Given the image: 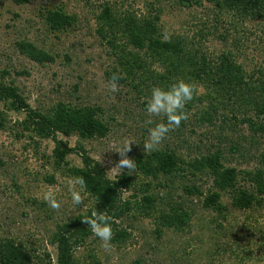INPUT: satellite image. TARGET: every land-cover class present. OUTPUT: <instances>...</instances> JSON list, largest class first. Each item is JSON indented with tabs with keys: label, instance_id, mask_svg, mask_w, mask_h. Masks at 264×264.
<instances>
[{
	"label": "rangeland",
	"instance_id": "1",
	"mask_svg": "<svg viewBox=\"0 0 264 264\" xmlns=\"http://www.w3.org/2000/svg\"><path fill=\"white\" fill-rule=\"evenodd\" d=\"M181 1L32 0L17 6L12 0H0V82L16 88L34 111L45 116H52L62 104L101 109L100 120L109 130L104 138L59 139L71 149L80 147L87 152L108 179L116 180L124 173L133 177L138 192L129 191L125 199L135 197L134 206L142 202L144 186L150 182L157 185L161 177L147 178L127 168L119 174L108 172L122 159L116 151L125 139L136 143L126 158L134 161L139 154L145 157L148 127L166 122L162 116L149 117L145 104L153 87H168L158 79L167 75L177 57L167 58L149 46L136 49L122 23L126 19L140 26L145 21L153 22L156 32L152 36L150 30L147 37L162 43L186 40L188 50L198 49L212 63L222 54H230L246 77L257 79L256 72L264 75L263 20L250 17L236 21L228 11L206 0L192 8L184 7ZM107 7L111 20L105 16ZM55 8L76 18L72 28L51 30L44 16ZM155 17L160 18L156 21ZM23 42L49 53L55 62L38 65L22 56L17 45ZM187 68L188 74L193 66L189 63ZM114 73L124 79L117 83L115 92L110 85ZM188 77L183 80L195 85V95H205L202 84ZM190 104L184 109L188 119L170 130L159 147L177 150L185 161L222 150L231 168L246 171L256 166V157L264 151V137L254 138L248 127L232 124L234 120L223 123L222 113L229 118L232 114L221 104L212 121L205 123L201 112L207 111L209 102L203 106ZM26 117L12 110L9 102L0 103V243L11 241L31 251L41 264H57V249L51 243L57 226L85 214L94 201L83 189V204H72L69 183L75 178L70 170L83 167L80 154L74 153L67 157V164L56 166L55 143L25 132L21 123ZM149 118L153 120L151 126L145 123ZM233 148L239 152L233 153ZM186 177L177 181L179 191L171 194L174 200L187 202L193 214L186 228L163 229L158 234L159 216L148 218L145 211L142 215L137 210L117 223L118 232L127 233L128 240H112L111 248L105 249L93 235L77 248L78 264H264V204L238 211L231 206V195L223 193L221 202L229 211L204 210L203 199L189 198L182 187L195 185L206 192L211 181L194 178L191 172ZM243 185L241 181L239 186ZM75 187L80 190L79 185ZM49 193L61 202L59 209L49 207L45 200Z\"/></svg>",
	"mask_w": 264,
	"mask_h": 264
},
{
	"label": "trees",
	"instance_id": "2",
	"mask_svg": "<svg viewBox=\"0 0 264 264\" xmlns=\"http://www.w3.org/2000/svg\"><path fill=\"white\" fill-rule=\"evenodd\" d=\"M31 1L12 0L17 6L28 5ZM206 2L228 11L236 21H243L250 17L264 21V0H206ZM181 3L186 8L202 5L201 0H183ZM105 16L107 20L112 19L111 10L108 7L105 10ZM159 18L155 17V20L157 21ZM44 19L53 31L70 29L76 22L75 17L56 8L48 10ZM234 24H236L235 21ZM122 25L125 34L129 36L131 44L136 49L142 50L149 46L150 49L158 50L160 55L166 54L167 58L169 56L177 57V60L170 65L167 75L158 79L162 84L170 86L180 79L183 80L186 75L189 76V80H195L202 84L206 91L205 95L198 97L194 93L192 105L190 104V107L193 105L203 106V103L209 102L210 107L207 111L201 112L202 123L211 122L212 115L218 111L217 105L221 104L224 111H230L229 114H232V117L229 118V115L222 113L225 118L223 123L227 124L234 120L231 122L232 124L240 123L248 127L254 138L264 137V75L262 73H255L258 74L257 79L246 77L243 67L236 64L234 56L230 54L224 53L216 62L212 63L205 56H201L198 49L188 50L186 40L179 39L174 43H162L158 38L147 37L150 30H152V36L156 32L153 22L145 21L140 26L137 21L126 19ZM236 44L240 47V41ZM17 50L22 56L38 65L55 62L52 55L31 43H19ZM189 63L193 69L187 74L185 72H187ZM140 68L142 67L140 66ZM113 75L118 76L114 73L111 77ZM121 82H124V79L119 77L117 83ZM3 102H9L12 110L27 116L21 123L25 132L55 143L53 154L56 166L67 164V157L74 153L80 154L82 158L83 167L71 169L70 172L75 179L77 177L84 178V190L94 201V206L69 223L57 226L51 242L57 249V264H78L75 260L77 248L93 236L89 226L84 222L91 216L92 211H102L112 217L110 223L113 230L112 240L115 243H124L129 238L127 233L118 232L117 223L129 215L135 214L137 210L142 211V215L145 211L144 216L148 218L159 216L156 231L158 234H161L163 229L181 230L186 228L193 214L190 213L187 202H178L171 197V194L175 190L179 191V188L175 187L177 181L185 180L190 172L194 178L207 177L211 181L212 186L206 192L202 187L195 185L182 187L184 194L189 198L203 199L202 208L204 210L218 213L229 211V208L221 202L223 193L231 195V206L238 211H248L255 206L262 207L264 204V151L256 157V166L246 171H239L227 166L222 150L192 161L183 160L177 150L163 147L146 153L145 157L139 154L138 158L134 159L135 171L147 178L158 179L161 177V180H157V185L156 182L155 184L147 183L142 191L144 195L142 202L134 206L135 197L125 199V194L129 191L138 192L134 186L133 177L124 173L116 180L108 179L94 164L87 152L80 147L71 149L67 143L59 139V136L67 138L76 136L83 141L104 138L109 130L100 120L101 109L78 108L62 104L52 116H45L34 111L16 88L0 82V103ZM2 127L3 124L0 121V128ZM218 139L223 142L221 136ZM237 150L238 148L232 149L233 153L239 152ZM175 179L176 181H174ZM241 181L244 185L240 187ZM165 197L166 199H164ZM167 209L168 211H164ZM0 264H41V262L31 251L7 241L0 243Z\"/></svg>",
	"mask_w": 264,
	"mask_h": 264
},
{
	"label": "clouds",
	"instance_id": "3",
	"mask_svg": "<svg viewBox=\"0 0 264 264\" xmlns=\"http://www.w3.org/2000/svg\"><path fill=\"white\" fill-rule=\"evenodd\" d=\"M164 39H168L167 35L164 36ZM118 80L119 77L116 75L110 78L111 90L114 92L117 90ZM195 91V85L182 79L172 83L166 89L162 87H153L151 89L150 96L147 98L145 104V112L149 117L162 116L166 122L156 123L154 127H148L147 139L143 144L146 153L157 150L167 133L179 127L182 121L188 119V113L184 109L193 100ZM145 123L151 126L153 120L149 118ZM134 143L135 141L130 139H125L122 142L120 148L116 151L122 159L108 173L119 174L123 168H127L128 170L135 169L134 161L126 158ZM75 185H79L80 190H77ZM84 187L85 180L83 177H77L74 183H69V193L73 205L80 206L83 204L81 190ZM45 200L49 207L53 209H59L61 206V202L55 199L51 193L45 196ZM111 220L112 217L105 212L92 211L91 216L84 221L89 226L92 234L102 242V246L105 249L111 248L113 238Z\"/></svg>",
	"mask_w": 264,
	"mask_h": 264
}]
</instances>
